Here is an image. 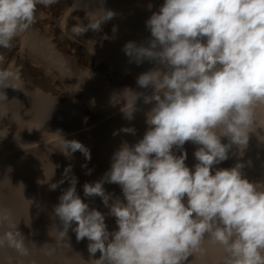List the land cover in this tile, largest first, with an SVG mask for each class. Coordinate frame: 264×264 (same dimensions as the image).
I'll return each mask as SVG.
<instances>
[{"label":"clouds","instance_id":"clouds-1","mask_svg":"<svg viewBox=\"0 0 264 264\" xmlns=\"http://www.w3.org/2000/svg\"><path fill=\"white\" fill-rule=\"evenodd\" d=\"M56 2L0 0V48L10 49L35 23L37 5ZM113 16L107 11L102 20L73 32L98 31ZM146 27L153 38L148 46L128 42L124 51L137 64L157 65L137 78L151 95L138 93L133 101L140 95L145 103L155 101L147 114L149 129L134 146L125 142L113 153L101 181L83 186L86 197L102 198L118 230L109 232L106 214L89 210L73 176L54 208L63 225L59 236L71 229L78 242L87 239L90 256L100 253L91 264H187L205 242L222 249L223 264H264V181L246 179L239 162L213 172L233 144L247 147L257 109L264 107V0H164ZM15 78L0 69V101L7 100L2 89ZM121 131L135 134L131 127ZM57 134L66 156L79 151L91 159L81 142ZM189 141L199 145L194 169L185 164L186 152L173 153ZM71 171L69 165L65 179ZM63 182L51 183L50 190ZM104 183L118 184L124 201L106 194ZM5 224L9 230L0 234V248L27 255L24 236L0 209V228Z\"/></svg>","mask_w":264,"mask_h":264},{"label":"rangeland","instance_id":"rangeland-1","mask_svg":"<svg viewBox=\"0 0 264 264\" xmlns=\"http://www.w3.org/2000/svg\"><path fill=\"white\" fill-rule=\"evenodd\" d=\"M163 3L164 0H57L49 7L37 5L35 23L27 32L12 42L13 46L10 49L0 48V56L3 57L0 69L10 70L18 77L7 81L10 87L2 89L7 100L0 101V120H4L6 117L5 122L0 123V166L1 162H8L14 157H17L20 162L15 166L10 163L13 166L10 165V169L8 168L7 171L0 169V183H3L0 184V209L10 213L12 223L17 225L18 231L23 236L25 234V244L28 249L27 255H21L13 248H0V264H91L92 259L99 258L97 257L100 255L99 252L95 257L90 256L89 241L85 239L78 242L71 229L68 230L67 237L60 238L59 231L63 230V225L55 216L54 208L59 204V197L65 186L60 184L56 190H50L51 183L61 180L59 176H54L57 180L54 177L47 178L50 172L48 166L50 161L47 162L48 159L41 157V150L34 152V148L51 141L56 143L60 140L57 133L66 137L70 129L80 130L85 127H94L99 133L95 132L86 137V140H93V143L96 141V145L94 143L90 148L91 156L94 158L95 153L101 149L100 146L104 147L112 137L118 136L122 125L123 128H127L128 125L132 126L130 124L132 118L147 116L149 113L148 103L144 102L143 95L135 100L134 105L133 101L135 94L151 95L152 89L140 88L137 78L143 74L141 72L153 70L157 65L148 60L137 64L134 59L125 54L124 46L133 41L137 47L148 46L149 41L153 38L150 29L146 27V21L153 12L159 11ZM107 11H112L114 16L112 19L104 21L98 31L89 29L83 36L74 34L73 28L86 27L102 20ZM121 27L123 28L121 29ZM123 42L124 44L121 45ZM126 58H129L130 61ZM136 67L138 70L139 68L144 70L138 71L135 69ZM135 104L137 108L133 109L132 118L128 119L126 111H131V105L136 107ZM137 104L143 106L139 107ZM127 108L129 110H126ZM140 109L145 112L143 111L141 114ZM262 110L264 108H258L257 112L261 113V121L264 124V111ZM136 112L138 113L135 114ZM11 119L17 124H13L15 123L13 121L11 126L15 129L9 134L7 129H9L8 122H11ZM6 123L8 124L6 125ZM103 126L106 136L101 128ZM79 127L81 128L79 129ZM98 128L99 130H97ZM262 131L257 133L256 138L249 137L252 142L256 143L254 146L244 148L250 153L242 148L236 155L240 156V160L237 157V160L231 163L229 156L226 161L215 165L213 172L214 169L228 168L229 166L231 168L239 162L244 164L245 171L242 169V173L244 177L247 176L246 179L250 182L263 181L264 164L262 163H264V157L260 164L254 158V150L259 147V144L264 148V135H262L264 131L263 133ZM26 132L28 133L26 134ZM260 137L262 141L258 140ZM30 141L32 147H29L31 146ZM99 144L101 145L99 146ZM195 145L189 141L183 145V149L177 148L176 150L174 147V150L180 152L177 153V156L182 151L187 153L185 164L187 163L186 166H190V169H194L195 164L198 163L194 152L199 148V145ZM190 146L192 147L189 149ZM34 153L36 155L40 153L42 161L37 160ZM243 155L245 156L242 160ZM72 157H69V164L74 168V157ZM66 158L64 160L67 164L68 158ZM30 159L33 161H29ZM251 162H253L252 165ZM85 163L87 162H84V165ZM223 163L228 164L227 167L223 166L225 165ZM88 166L82 168L84 172H81L82 176L79 173L81 177H78L76 184L78 193L80 191L78 186L82 182L85 184V182L95 183L97 180H102L100 175L103 172L101 171L100 175L95 172L91 177L88 172L91 173L92 170L87 169ZM249 166L253 168L257 166L261 170L256 167L255 169L250 168L248 171ZM254 170H257L261 176ZM94 175L99 176L94 177ZM83 183L80 188L84 186ZM65 185L69 187L68 184L65 183ZM117 193L115 190L112 191V199L119 197L120 200H124V198H120V195L117 196ZM80 194L81 197L84 196L83 193L80 192L78 195L80 196ZM81 199L85 200L86 196ZM106 216L110 217L111 224L115 226L116 218ZM8 230L7 224H5L0 228V234ZM204 246L206 251L200 264H223L224 258L220 255L222 249L218 245L205 242L202 247ZM188 264H191L190 261Z\"/></svg>","mask_w":264,"mask_h":264},{"label":"bare ground","instance_id":"bare-ground-1","mask_svg":"<svg viewBox=\"0 0 264 264\" xmlns=\"http://www.w3.org/2000/svg\"><path fill=\"white\" fill-rule=\"evenodd\" d=\"M120 26V25H119ZM123 27H121V29H122ZM118 30V29H117ZM116 30V31H117ZM119 34H120V32H119ZM121 35V34H120ZM120 37V36H119ZM115 39V38H114ZM116 40V39H115ZM118 40V39H117ZM134 42V41H133ZM122 44H124V42L123 43H121V45ZM116 46V45H115ZM123 48V47H122ZM125 58V57H124ZM123 58V59H124ZM127 59V58H126ZM127 60H129L130 61V59L128 58ZM123 62V61H122ZM127 62V61H126ZM132 62H133V60H132ZM131 62V63H132ZM124 63V62H123ZM128 63V62H127ZM142 67H143V65H142ZM156 67V66H155ZM139 68V67H138ZM135 69H137V67L135 68ZM138 70V69H137ZM139 70H142L141 68H139ZM138 70V71H139ZM144 70V69H143ZM142 70V71H143ZM147 71V70H146ZM146 71H144V72H141V73H146ZM137 73V72H136ZM130 77H132V76H130ZM134 78V77H133ZM133 81V80H132ZM151 91V90H150ZM152 93V92H151ZM102 98H103V96H102ZM142 103V102H141ZM4 104V103H3ZM138 105V104H137ZM140 105H142V104H140ZM140 105H138L139 107H140ZM148 105V111L150 112L151 111V109L155 106V101H152L151 103H148L147 104ZM132 106V105H131ZM135 106H136V104H135ZM143 106V105H142ZM23 108V107H22ZM129 108V107H128ZM126 109V110H129V109ZM134 108H137V106L136 107H133V109ZM144 108V107H143ZM262 108H264V107H262ZM132 108H130V110H131ZM142 109V108H141ZM140 109V113L141 112H143L142 110ZM261 109V108H260ZM146 110V111H147ZM258 110V109H257ZM123 111V110H122ZM262 111H264V110H262ZM12 112V111H11ZM127 112V111H126ZM145 112V111H144ZM124 113V112H123ZM138 112H136L135 114H137ZM148 113V112H147ZM2 115H3V113H1ZM5 114H6V112H5ZM9 114V113H8ZM118 114V113H117ZM119 114H121V112H119ZM125 114V113H124ZM142 114V113H141ZM263 114V113H262ZM1 115V116H2ZM139 115V114H138ZM118 116H120V115H118ZM17 117H19V116H17ZM127 117V116H126ZM264 117V116H263ZM48 118V117H47ZM50 118V117H49ZM124 118H125V116H124ZM5 119H6V117H5ZM4 119V120H5ZM58 119V118H57ZM4 120H0V123L1 122H3ZM28 120V119H27ZM112 120V119H111ZM146 120H147V116L146 117H142L141 116V118H139V117H137V118H132L131 120H130V124H132V126L130 125H128L127 126V128L128 127H131V128H134L135 129V134L133 135V134H130V133H125V132H123V131H121V129H123V125L121 124V122H119L121 125H122V128H120V135L118 134V136H114V137H112V139L109 141V142H107V143H105V145H104V147L102 146H100L101 144H99V146H100V148L101 149H97L98 151V153H95L96 154V156H94V158L91 156V159L90 160H86V158L84 157V155L81 153V152H79V151H77V152H75L74 154H72V156L74 157V162L70 159V161H72L74 164H73V166H74V168L72 169V171H71V173L69 174V177L67 178V179H65V177H64V173H65V169L70 165L69 164V157L68 156H66L65 154H64V152H62L60 149H59V146H60V140L59 141H57L56 143L55 142H48L47 144H41L40 145V147H36V148H34V152H36L35 150H37V152H39L40 150H41V154H42V158H46V159H48L47 160V162L48 161H50V164L48 163V166L50 167V172L48 173L49 174V176L47 177L48 179H50V178H52V177H54V176H59V179L60 180H64V182L62 183V185H63V187L65 188L64 189V191L68 188L66 185H65V183L66 184H68V186H70V179H71V177H75L76 179H79L78 177L80 176L79 175V173L81 174V172H83L82 171V168H86V166H88V165H90V166H88V168L87 169H90V171H91V177H92V174H94L95 172L96 173H98L99 175H100V173H101V171L103 172L100 176H101V178L103 179V177L105 176V173L110 169V167H111V162H112V156H113V153L116 151V150H118L120 147H121V145L123 144V143H127L129 146H134L136 143H138L142 138H143V136L145 135V133H146V131L149 129V126L147 125V123H146ZM262 116H261V113L260 112H257V114H256V120H255V124H254V126H253V128H252V131L249 133V137L251 138V139H253V138H256V135H258L257 133H259V132H261L262 131V129H263V131H264V128H263V125L264 124H262ZM263 120H264V118H263ZM14 121V120H13ZM13 121H12V119H11V122H8L9 123V129H7V131H8V133L9 134H11V131L13 130V129H15L14 127H12L11 126V124L13 123ZM103 121H105V120H103ZM110 121V120H109ZM5 122V121H4ZM7 122V121H6ZM15 122V121H14ZM44 122V121H43ZM106 122V121H105ZM8 123H6V125L8 124ZM51 123V122H50ZM129 123V122H128ZM4 124V123H3ZM13 124H17L16 122L15 123H13ZM31 124V123H30ZM102 124V123H101ZM108 124V123H107ZM111 124V123H110ZM116 124H117V122H116ZM119 124V125H120ZM104 125H106V124H104ZM118 125V124H117ZM117 125H115V126H117ZM121 125H120V127H121ZM126 125V124H125ZM42 126H43V124H42ZM6 127V126H5ZM4 127V128H5ZM98 127V126H97ZM96 127V128H97ZM107 127V126H106ZM7 128H8V126H7ZM81 127H79V129H80ZM102 128V130H103V128H104V126L103 127H101ZM100 128V129H101ZM117 128H119V127H117ZM64 129V128H63ZM97 130H99V128L97 129ZM110 130V129H109ZM62 131V130H61ZM101 131V130H100ZM263 131H262V133H263ZM64 132V131H63ZM96 132V129H94V127H85L84 129H80V130H75V129H70L69 130V133L66 135V137L65 136H63L65 139H67V140H77V141H79V142H81L83 145H85L90 151H91V146H92V144H94V145H96V141L93 143L92 141L93 140H91V141H89L88 139L86 140V137L89 135H91V134H93V133H95ZM103 132H104V130H103ZM28 132H26V134H27ZM97 133V132H96ZM98 133H99V131H98ZM97 133V134H98ZM105 133V132H104ZM261 133V134H262ZM66 134V133H65ZM96 134V135H97ZM51 135V134H50ZM95 135V134H94ZM101 135H103V134H101ZM100 135V136H101ZM108 135V134H107ZM262 135H264V133L262 134ZM8 136V135H7ZM24 136V135H23ZM105 136H106V133H105ZM109 136V135H108ZM260 136V135H259ZM96 137V136H95ZM97 137H99V136H97ZM103 137V136H102ZM5 138H7V137H5ZM107 138V137H106ZM102 141H103V139H101ZM258 140H261V137H260V139H258ZM14 141V140H13ZM50 141V140H49ZM105 141V140H104ZM262 141V140H261ZM23 142V141H22ZM31 142V141H30ZM33 142H34V140H33ZM106 142V141H105ZM221 142L222 143H225V144H227V143H229V141H228V138L227 137H222L221 138ZM20 143V142H19ZM27 143V142H26ZM263 143V142H262ZM9 144V143H8ZM32 144V142L30 143V145ZM98 144V143H97ZM256 143L255 142H252V140H248V144H247V147L249 148L251 145H255ZM258 144V143H257ZM7 145V144H6ZM19 145V144H18ZM28 145V144H27ZM187 145H190V144H188L187 143ZM192 145V144H191ZM5 146V145H4ZM12 146V145H11ZM10 146V147H11ZM29 146V145H28ZM196 146V145H195ZM15 147V146H14ZM29 147H32V145L31 146H29ZM192 146H190L189 147V149L191 148ZM7 148H8V146H7ZM186 148V147H185ZM184 148V149H185ZM10 149V148H9ZM27 149V148H26ZM30 149V148H29ZM255 149V148H254ZM8 150V149H7ZM15 150V149H14ZM28 150V149H27ZM39 150V151H38ZM93 150H95L94 148H93ZM176 150H177V148H176ZM176 150H174V148H173V153L175 154V155H177V153L179 152H177ZM241 150V148L239 147V146H237V145H232L231 146V148L229 149V156H230V160H231V163L234 161V160H237V157L238 156H236L237 154H238V152ZM245 150V149H244ZM252 150V149H251ZM6 151V150H5ZM26 151V150H25ZM189 151V150H188ZM246 151V150H245ZM190 152V151H189ZM246 152H249L250 153V151H246ZM30 153V152H29ZM28 153V154H29ZM40 153H37L38 155H36L35 153V155H34V157L35 156H37V160H41V157L39 156V154ZM180 153V152H179ZM244 153V152H243ZM17 154V153H16ZM16 154H14V155H16ZM94 154V155H95ZM245 154V153H244ZM263 154H264V148H263V145H261V144H259V147L256 149V150H254V155H255V160L256 161H258L257 163H261L262 162V157H264L263 156ZM245 155H247V154H245ZM245 155H243V157H242V160H243V158H244V156ZM25 157V156H24ZM32 157V156H31ZM68 158V162H67V164H66V161L64 160V158ZM72 157V158H73ZM240 157V156H239ZM238 157V158H239ZM33 158V157H32ZM66 158V159H67ZM17 157H14V158H12V159H9L10 161H5V162H1V166H0V169H6V171L7 170H9L10 168V165H12V164H10V163H13L14 164V166L16 165V164H18V162H19V160L17 159ZM65 161V163H64V161ZM43 160H45V159H43ZM229 160V161H230ZM239 160H240V158H239ZM254 160V161H255ZM29 161H33V160H29ZM42 161V160H41ZM46 161V160H45ZM264 161V160H263ZM26 162V161H25ZM38 162V161H37ZM84 162H87V163H85V165H84ZM190 162V161H189ZM228 162V161H227ZM20 163V162H19ZM229 163V162H228ZM231 163H229V164H231ZM252 163L253 162H251V165H252ZM35 164V163H34ZM40 164V163H39ZM187 164V163H186ZM190 164V163H189ZM223 164H225V165H223V166H225V167H227V165H226V163H223ZM234 164V163H233ZM259 164L257 165L258 167H259ZM262 164H264V163H262ZM28 165V164H27ZM36 165V164H35ZM38 165V164H37ZM235 165V164H234ZM249 165V164H248ZM250 165V166H251ZM256 165V164H255ZM13 166V165H12ZM11 166V167H12ZM47 166V167H48ZM85 166V167H84ZM249 166V168H247L248 169V171H249V169L250 168H253V167H250ZM256 166V167H257ZM262 166V165H261ZM264 166V165H263ZM32 167V166H31ZM35 167V166H34ZM190 167V166H189ZM219 167V166H218ZM230 167V166H229ZM228 167V168H229ZM256 167H254L253 169H255ZM258 167L256 168V169H258ZM9 168V169H8ZM220 168V167H219ZM224 168V167H223ZM30 169V168H29ZM57 169V170H56ZM245 169H246V167H245ZM246 169V170H247ZM19 170V169H18ZM258 170H261V169H258ZM13 171V170H12ZM38 171V170H37ZM36 171V172H37ZM49 171V170H48ZM89 171V170H88ZM214 171H215V169H214ZM243 171H245L244 170V168H243ZM255 172H256V174L258 173V175L259 176H261L260 174H259V172H257V170H254ZM262 171H263V169H262ZM19 172V171H18ZM52 172V173H51ZM247 172V171H246ZM261 172V171H260ZM264 172V171H263ZM1 173H2V171H1ZM30 173V172H29ZM84 173V172H83ZM82 173V174H83ZM89 173V172H88ZM251 173V172H250ZM82 174H81V176H82ZM86 174H87V172H86ZM262 174V173H261ZM5 175V174H4ZM21 175V174H20ZM30 175V174H29ZM85 175V174H84ZM88 175V174H87ZM87 175H85L86 177H87ZM98 175V176H99ZM23 176V175H22ZM80 176V177H81ZM98 177L97 175H94V177ZM258 176V177H259ZM88 177H89V175H88ZM87 177V178H88ZM35 178V177H34ZM55 178V177H54ZM53 178V179H54ZM58 178V177H57ZM85 178V177H84ZM245 178H247V176H245ZM249 178V177H248ZM262 178H264L263 176H262ZM0 179H1V177H0ZM56 179V178H55ZM96 179V178H95ZM98 179V178H97ZM96 179V180H97ZM255 179V178H254ZM4 180V179H3ZM12 180V179H11ZM17 180V179H16ZM28 180V179H27ZM26 180V181H27ZM30 180V179H29ZM57 180V179H56ZM259 180V179H258ZM257 180V181H258ZM263 181H264V179H262ZM15 181V180H14ZM25 181V180H24ZM82 182V181H81ZM80 182V183H81ZM97 182H98V180H97ZM252 182V181H251ZM260 182V181H259ZM24 183V182H23ZM77 183H78V181H77ZM83 183V182H82ZM81 183V184H82ZM86 183V182H85ZM0 184H3V183H0ZM17 184V183H16ZM81 184H80V186H81ZM11 185V184H10ZM25 185V184H24ZM83 185H84V183H83ZM77 186V185H76ZM80 186H78L79 187V189H80V191H79V193L81 192V193H83L84 194V191H83V186H82V188H80ZM49 187V186H48ZM103 188H104V190H105V193L107 194V193H109L110 195H111V193H112V191H116V192H118L117 193V196H119L120 195V198H124V196H123V193H122V189H121V187L118 185V184H113V183H104L103 184ZM39 190H40V188H39ZM21 191V190H20ZM77 194H79L78 193V188H77ZM22 192V191H21ZM61 194V193H60ZM27 195V194H26ZM3 196V195H2ZM1 196V197H2ZM82 195L80 194V197H81ZM85 196V195H84ZM84 196L83 197H81V198H84ZM116 196V195H115ZM119 198V197H118ZM21 199V198H20ZM19 199V200H20ZM34 200V199H33ZM84 202L85 201H87V203L86 204H88V206H89V210H92V209H96V210H99V211H101L102 213H104V214H106L107 215V213H108V208H106L105 206H104V204H103V202H102V198L101 197H99V196H92V197H86V199L85 200H83ZM121 201H124V200H121ZM45 202V201H44ZM8 203V202H7ZM20 203V202H19ZM33 206V205H32ZM45 206H46V204H45ZM51 211V210H50ZM52 212V211H51ZM15 213H16V211H15ZM105 215V224H106V226H107V229H109L110 230V228H112L111 230H110V232H113V231H116V230H118V225L116 224L115 226H114V224L112 225L111 224V219H110V217H108V216H106ZM51 217V216H50ZM45 220V219H44ZM52 220V219H51ZM46 222V221H45ZM57 222V221H56ZM113 223V222H112ZM112 226H114V227H112ZM62 229H63V227H62ZM108 230V231H109ZM24 231V230H23ZM70 233V232H69ZM40 235V234H39ZM24 236H25V234H24ZM74 243V242H73ZM68 245V244H67ZM87 249V248H86ZM34 251V250H33ZM36 251V250H35ZM87 251V250H86ZM205 251H206V248H205V246L204 247H202V250L198 253V254H196V255H193V256H191V257H189V261H190V263L191 264H200V262L202 261V259H203V256H204V253H205ZM50 253V252H49ZM83 253V252H82ZM87 255V254H86ZM216 255V254H215ZM219 255V254H218ZM221 257L222 258H225V254L223 253V251L221 252ZM59 257V256H58ZM97 257H99V256H97ZM90 258V257H89ZM218 259V258H217ZM189 261H188V263H189ZM193 261V262H192ZM217 262H218V260H217ZM187 263V264H188Z\"/></svg>","mask_w":264,"mask_h":264}]
</instances>
